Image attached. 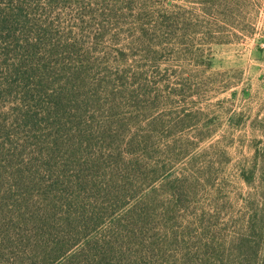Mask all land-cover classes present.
<instances>
[{"label":"rangeland","instance_id":"1","mask_svg":"<svg viewBox=\"0 0 264 264\" xmlns=\"http://www.w3.org/2000/svg\"><path fill=\"white\" fill-rule=\"evenodd\" d=\"M124 1L118 0L120 5ZM210 1L132 0V14L139 7L154 15L181 9L185 21L165 27L164 47H155L160 49L154 54L160 58L156 64L137 54L126 60L125 65H141L147 76L138 77L145 90L137 102L121 99L118 112L124 118L122 125L112 123L118 132L115 140L99 129L107 118L98 105L60 112L56 118L44 114L30 132L22 120L14 119L9 99H2L0 194L24 189L32 202L5 195L0 213L16 215L31 204L35 207L40 185L47 183L35 179L31 186L15 185L12 175L16 169L35 167L36 157L52 156L71 170L69 187L53 193L59 205L51 203L53 209L59 212L61 204L81 209V202L96 198L86 203L84 213L93 208L100 219L85 233L112 240L102 244L105 252L98 250L101 264H204L208 258L217 264H264V0H214L205 13L202 6ZM59 7L55 10L68 17L67 5ZM117 10L128 12L124 6ZM124 42L122 35L119 45ZM89 94L105 99L102 92ZM77 120L82 126L88 121L89 135L77 131ZM134 133L149 138L126 142ZM96 156H102L104 165L137 157L149 164L148 172L156 163L163 172L133 180L134 189L123 198L111 193L98 197L108 171L83 164L82 170L71 169ZM77 177L85 189L77 185L74 192L61 194L72 190ZM92 245L90 240L84 247L94 250ZM94 255L88 257L89 264H97Z\"/></svg>","mask_w":264,"mask_h":264},{"label":"trees","instance_id":"2","mask_svg":"<svg viewBox=\"0 0 264 264\" xmlns=\"http://www.w3.org/2000/svg\"><path fill=\"white\" fill-rule=\"evenodd\" d=\"M214 2L203 4V11L209 12ZM62 4L69 8L68 17L55 10ZM133 5L132 0L124 1V5H120L118 0H0V104L3 98L9 99L14 119L22 120L29 131L35 128L44 114L56 118L60 112L65 114L80 107L86 111L85 108L95 104L99 111L102 107L106 112L103 117L107 118H102L103 124L98 122L99 129L115 140L118 132L112 123L122 125L121 119L124 118L118 112L121 99H126L128 104L130 100L137 102L145 90L138 77L147 76L141 65H125L126 60L137 54L156 64L160 58L154 54L160 49L155 47H164L165 27L173 29L185 21V11L181 9L166 8L154 15L139 7V12L132 14ZM118 6H124L127 14L118 11ZM122 35L125 42L119 45ZM85 39L89 46L85 45ZM106 39L108 44H104ZM131 80L137 85L131 86ZM101 92L105 95L104 100L102 97L90 98L89 93L96 95ZM75 115L71 114L70 120ZM115 116H118L116 120ZM74 126L77 131L82 130L89 135L88 121L82 126L77 120ZM145 133L142 139L135 133L129 135L126 142H147L149 134ZM101 157H86L78 162L77 168H71L82 170L83 164L84 167L92 165L108 171L106 184L98 187V197L101 193H111L115 198H123L125 191L134 189L133 180L147 178L151 172L153 175L163 172L157 167L158 163L148 172L149 164L137 157L120 163L115 161L114 165H104ZM68 163L71 166L72 161ZM69 172L71 170L52 156L36 157L35 167L28 165L14 170L15 185L31 186L35 179L47 184L44 187L40 185L41 197H35V207L31 204L16 215L0 213V264H89L87 259L90 255L94 257V253H97V264L103 262L98 250L105 252L102 244L112 240H99L85 233L86 227L92 225L94 228L100 219L93 208L84 213L86 203H92L96 198L86 196L92 200L81 202V209L73 210L69 204H61L59 212L53 209V205L59 206L55 205L53 193L57 188L66 190L64 186L69 187ZM73 181L72 190L61 194L74 192L77 185L85 189L86 185L79 177ZM59 183L60 187H56ZM15 194L26 200H21L23 203L32 202V198L29 201L30 192L24 189L4 192L0 194V201L5 195ZM56 213H59V218H55ZM79 220L83 226L75 223ZM90 240L94 250L84 247L90 244ZM79 242L81 247L77 246ZM204 264L217 262L208 258Z\"/></svg>","mask_w":264,"mask_h":264},{"label":"built area","instance_id":"3","mask_svg":"<svg viewBox=\"0 0 264 264\" xmlns=\"http://www.w3.org/2000/svg\"><path fill=\"white\" fill-rule=\"evenodd\" d=\"M262 45L264 46V43Z\"/></svg>","mask_w":264,"mask_h":264}]
</instances>
